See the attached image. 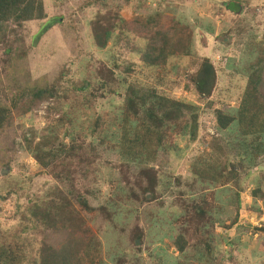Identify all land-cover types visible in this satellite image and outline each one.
Listing matches in <instances>:
<instances>
[{"label": "rangeland", "instance_id": "obj_1", "mask_svg": "<svg viewBox=\"0 0 264 264\" xmlns=\"http://www.w3.org/2000/svg\"><path fill=\"white\" fill-rule=\"evenodd\" d=\"M83 1L44 0L46 18L41 21H27L23 28L13 26L15 30L12 34H8V41L0 42V77L2 79L0 85L4 88V90L0 88L2 90L0 98L3 103L6 101L8 103L9 88L18 86V81H24L26 69L34 77L47 74L49 80L62 81L67 86L92 75L101 77L108 73L107 68L119 74L118 77L126 75L123 72L124 66L115 69L112 65V61L117 60L118 45L111 49L93 47L89 39L87 23L98 2L94 1L79 9ZM235 1L242 5L241 11L237 13L227 9L222 0H129L119 9V14L126 20H130L135 14L145 15L152 13L155 9L163 8L164 23H169L171 17L177 16L178 19L195 26L197 36L194 39V50L211 59L217 70V84L211 95H205V97L197 95L195 88H183V80L186 86L187 79L177 75L175 65L183 67L187 63L183 64L182 60L176 62L175 59L167 64L165 70L155 71V78L151 82H146L151 78L143 81L141 74H132L141 82L154 84L159 91L184 101H191L197 117L194 121L190 116L186 117L184 132L170 131L162 139L167 149L159 148L158 160L152 166L165 177H161L163 183L166 182V178L171 183L165 186L164 191L161 190L158 193L160 198L143 205L145 209L143 211L147 210V219L143 213L138 215V219L132 215L125 221L121 219L115 222L114 220L108 228L99 214L95 215L93 222L86 221L85 227H88V231L84 236L97 235L101 248L99 255L107 264H160L162 261L173 264L174 256L176 261L180 262L181 259L177 260L179 251L172 246L171 237L173 238L178 231L183 232L187 238L188 247L198 240L199 232L196 224L199 221L193 223L192 217L187 220L189 214L192 215L187 200V197L192 195L189 191L199 189L198 185L192 186L191 168L194 159L199 157H202V160H208L212 165L215 164L213 158L218 157V152L209 143L215 128L213 111L233 109L237 105L245 85V77L238 69L245 57V42L250 35L260 37L264 32V0ZM45 26L49 27L42 35L35 37L37 32ZM203 27L206 30V36ZM14 39L19 50L26 52V56L18 60L9 76L6 64H12L10 61L14 55L13 49L8 50L7 44ZM129 57L137 58L133 54ZM126 63V60H122V64ZM16 69L22 71V77L14 86L11 83V76ZM160 76L163 77L162 81L157 80ZM119 91L122 90L119 89ZM98 94L103 92L94 93L96 96ZM96 96L91 102V108L82 106L83 93L75 90L68 91L61 101L56 98L41 101L37 107L26 113L13 111V129L5 127L0 132V147L9 150L12 148L15 131L26 132L27 135L34 132L35 141L45 133L46 129H56L58 137L56 143L64 142L69 149L66 148V151L62 152L59 161H63V158L67 156L66 153H70L72 144L70 139L73 134L80 150L77 149L79 154L75 157H72L74 154L71 153L69 157L78 159L80 156H87L93 160V176L91 177L96 179L94 187H97L99 192L88 195V198L89 204L94 207L103 204V201L110 196L113 199L118 198L112 192L116 188V178H121L122 173L115 172L121 162L127 158L120 155L123 152L117 148L120 123H122L117 109L120 106L121 97L110 94L99 98ZM61 102L71 106L56 110ZM68 108H70L69 111L63 113ZM95 112L102 116L103 122H100H102V133L106 136V144L103 145L105 149L86 152L82 149L79 139L83 137L84 140L90 132L93 121L90 117ZM61 114L66 120L63 123L57 121ZM79 115L81 116L78 124L75 125V129H72L68 121ZM191 124L195 126L193 129L190 128ZM126 127L128 130H134L132 125ZM219 134L226 139V133L218 132ZM133 137L134 134L130 140ZM109 140L113 143L109 144ZM18 141L19 138H16V142ZM152 144L129 150L130 158L126 162L133 164L138 150L148 148ZM1 156L2 153L0 158ZM226 156L233 158V155L229 153H226ZM2 159L4 162H0V232L2 233L0 236L3 237V241L5 238L9 239L10 230L15 232L11 240H17L22 244L26 254L23 264H26L31 258L37 257L41 238L46 232L39 228L34 230L30 223L24 230L21 229L25 224L22 225L13 220V214L23 210L33 196H41L52 183H58L60 187H63L60 181L64 175H67V178L71 180L69 183L77 189L88 186V183L75 168H69L70 171H68L64 165L58 167L52 164L47 168L39 165L30 151L19 149L11 156L4 155ZM244 164L246 166V161ZM245 171L241 172L239 187L231 181L217 182L210 189L200 184L202 192L208 193L207 206L211 207L210 216H213L212 220L210 216L208 220L213 223L216 264H264V196L256 200L252 197L256 179L260 172H264V153L255 157L253 165L245 168ZM134 182L133 180L130 182L131 186ZM125 184H127L126 181ZM236 191L239 192L238 199L234 195ZM175 208L187 209L183 213L175 214ZM94 213L95 211H84L86 216H93ZM150 232L152 233L149 234ZM141 234L145 235L140 239L138 236ZM158 236H161V239ZM192 264L201 263L192 261Z\"/></svg>", "mask_w": 264, "mask_h": 264}, {"label": "trees", "instance_id": "obj_2", "mask_svg": "<svg viewBox=\"0 0 264 264\" xmlns=\"http://www.w3.org/2000/svg\"><path fill=\"white\" fill-rule=\"evenodd\" d=\"M94 1L98 3L95 4L97 7L87 23L89 39L95 48L111 49L118 45L116 47L118 61H112V65L115 69L124 66L123 72L126 75L118 77L119 74L107 68L108 73L101 77L92 75L67 86L62 81L49 80L47 74L34 77L27 69L24 81H18L22 77V71L16 69L11 76V83L15 86L18 81L19 85L9 88L8 103L7 101L3 103L0 98V132L5 127L13 129V111L26 113L37 107L41 101L50 98L61 101L68 91L82 92L84 96L82 106L86 108H91V102L96 96L95 92H103L96 96L98 98L104 97L105 94L119 95L121 103L117 111L122 123H120L117 148L123 152L120 155L127 158L121 162L115 172L122 173L121 178H116V188L112 192L118 198L113 199L110 196L103 201V204L96 207L89 204L88 195L99 192L98 188L94 187L96 179L91 177L93 176V160L87 156H80L78 159L69 157L71 154L75 157L80 150L73 134L70 139L71 154L66 153L67 156L63 158V161H59L67 146L61 141L59 144L56 143L58 141L56 129H46L45 133L35 141L34 132L27 135L26 132L15 131L12 148L7 150L5 147H0V154L2 153L0 162H4L2 159L4 155L11 156L19 149L30 151L39 165L45 168L52 164L58 167L64 165L68 171H70L69 168H75L88 183V186L77 189L69 183L71 180L67 178V175H64L60 181L63 187H60L58 183H52L41 196H33L23 210L13 214V220L22 225L25 224L21 229L24 230L30 223L34 230L39 228L46 232L41 238L37 257L31 258L26 264H107L99 255L101 248L97 235L84 236L88 231V227H85L86 221L93 222L95 215L99 214L108 228L114 220L115 222L121 219L125 221L132 215L138 219V215L143 213L147 219V210L143 211L145 210L143 205L160 198L158 193L171 183L167 178L163 183L161 177L164 176L154 169L152 164L158 160L159 148L167 149L162 142L165 134L170 131L184 132L186 117L190 116L193 121L197 117L195 108L191 101H184L159 91L154 84L141 82L132 74H141L143 81L151 78L146 81L151 82L155 78V71L165 70L172 59L176 62L182 60L183 64H187L183 67L175 66L177 75L187 79L186 86L183 80V88H195V92L200 97L210 96L216 88L217 70L214 64L208 56L200 55L194 50V39L197 36L195 26L178 19L177 16L171 17L169 23H164L163 8L155 9L152 13L145 15L135 14L130 20H126L119 14V9L129 0H109L110 2L84 0L78 8L82 9ZM222 1L227 9L236 13L241 11L242 5L238 1ZM45 15L44 0H0V42L8 41V34H12L16 27L23 28L25 22L31 20L41 21ZM203 29L206 36V30L204 27ZM38 33L35 37L42 35L44 30ZM245 43V57L238 66L245 77V85L237 105L233 109L213 111L215 128L212 135L209 133L211 135L209 143L217 150L218 157L213 158L214 165L208 160H202V157L194 159L192 172H190V176L193 177L192 186L198 185L199 189L189 191L192 195L188 196L187 200L192 215L189 214L187 220L192 217L193 223L199 221L196 224L199 232L198 240L188 247L187 238L183 232L178 231L173 238L171 237L172 246L179 251L177 260L179 258L183 260V262L176 261L174 256L173 264H192V261L216 264L213 223L208 220L211 207L207 206L208 193L202 192L200 184L210 189L217 182L231 181L239 187L242 173L246 172L245 168L252 166L254 158L264 153V32L260 37L250 35ZM7 47L8 50L13 49L14 55L10 61L12 64H6L10 76L18 60L26 56V52L19 50L15 39L8 43ZM130 54L137 58H130ZM122 60H126L127 63L122 64ZM161 78L163 77L160 76L157 80L162 81ZM1 82L0 77V84ZM0 88L4 90L3 85H0ZM119 89L122 91L120 92ZM1 92L2 90L0 94ZM64 106H71V104L61 102L56 110ZM80 116H74L73 120L68 121L72 129H75ZM58 117V122L66 121L63 114ZM90 119L93 120L90 132L84 140L83 137L79 139L82 149L86 152L98 151L106 144V136L101 130L103 122L101 114L95 112ZM127 125H132L134 130H128ZM194 127V124L190 125L191 129ZM218 132L226 133V139L221 134L218 135ZM133 134L134 137L130 140ZM16 138H19L18 142ZM86 139H88L87 142ZM112 143L109 140V144ZM151 143L153 144L148 148L138 150L133 164L126 162L130 158L129 150ZM226 153L233 155V158L226 156ZM132 180L135 181L133 186L130 183ZM238 193V191L234 193L236 199H238ZM263 196L264 172H260L252 190V197L256 200ZM185 209L175 208V214L183 213ZM84 211H95V213L93 216H86ZM210 219L212 220L213 216H210ZM14 234L15 232L10 230L9 239L5 238L3 241V237L0 236V264H23L26 258L22 244L17 240H11ZM144 235L141 234L138 238L141 239ZM158 238L161 239V236ZM161 263L166 264L164 261Z\"/></svg>", "mask_w": 264, "mask_h": 264}, {"label": "water", "instance_id": "obj_3", "mask_svg": "<svg viewBox=\"0 0 264 264\" xmlns=\"http://www.w3.org/2000/svg\"><path fill=\"white\" fill-rule=\"evenodd\" d=\"M54 22H55V21H54ZM47 27H49V26H45V27L41 28L40 30H45ZM40 30H39V31H40ZM39 31H38V32H39ZM38 32H37V34H39Z\"/></svg>", "mask_w": 264, "mask_h": 264}, {"label": "clouds", "instance_id": "obj_4", "mask_svg": "<svg viewBox=\"0 0 264 264\" xmlns=\"http://www.w3.org/2000/svg\"><path fill=\"white\" fill-rule=\"evenodd\" d=\"M44 18H46V17H44ZM56 23V22H55Z\"/></svg>", "mask_w": 264, "mask_h": 264}, {"label": "crops", "instance_id": "obj_5", "mask_svg": "<svg viewBox=\"0 0 264 264\" xmlns=\"http://www.w3.org/2000/svg\"><path fill=\"white\" fill-rule=\"evenodd\" d=\"M216 31H217V30H216ZM216 31H215V32H216Z\"/></svg>", "mask_w": 264, "mask_h": 264}]
</instances>
